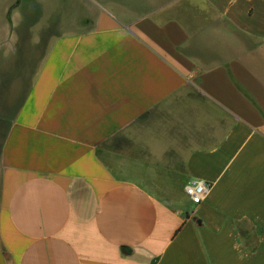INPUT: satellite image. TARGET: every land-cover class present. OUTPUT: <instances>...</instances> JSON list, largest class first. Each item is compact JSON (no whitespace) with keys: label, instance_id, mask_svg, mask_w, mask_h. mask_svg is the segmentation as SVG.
<instances>
[{"label":"crops","instance_id":"1","mask_svg":"<svg viewBox=\"0 0 264 264\" xmlns=\"http://www.w3.org/2000/svg\"><path fill=\"white\" fill-rule=\"evenodd\" d=\"M0 264H264V0H0Z\"/></svg>","mask_w":264,"mask_h":264},{"label":"built area","instance_id":"2","mask_svg":"<svg viewBox=\"0 0 264 264\" xmlns=\"http://www.w3.org/2000/svg\"><path fill=\"white\" fill-rule=\"evenodd\" d=\"M210 190V184L197 180H189L183 187L184 195L193 206L200 205L206 199Z\"/></svg>","mask_w":264,"mask_h":264},{"label":"rangeland","instance_id":"3","mask_svg":"<svg viewBox=\"0 0 264 264\" xmlns=\"http://www.w3.org/2000/svg\"><path fill=\"white\" fill-rule=\"evenodd\" d=\"M183 201H184V202H183ZM183 201H182V203H184V204H185V202H186V201H185L184 199H183Z\"/></svg>","mask_w":264,"mask_h":264}]
</instances>
